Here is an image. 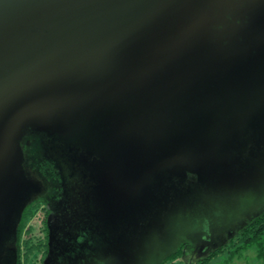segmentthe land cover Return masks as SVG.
<instances>
[{
    "label": "water",
    "instance_id": "obj_1",
    "mask_svg": "<svg viewBox=\"0 0 264 264\" xmlns=\"http://www.w3.org/2000/svg\"><path fill=\"white\" fill-rule=\"evenodd\" d=\"M225 3L0 0L2 251L44 192L25 164L32 141L46 142L58 164L81 167L123 212L141 158L164 149L169 165L217 164L219 130L238 139L248 117L264 119V43L249 61L210 31L208 6ZM244 12L259 22L248 30L263 29L264 0Z\"/></svg>",
    "mask_w": 264,
    "mask_h": 264
},
{
    "label": "trees",
    "instance_id": "obj_2",
    "mask_svg": "<svg viewBox=\"0 0 264 264\" xmlns=\"http://www.w3.org/2000/svg\"><path fill=\"white\" fill-rule=\"evenodd\" d=\"M240 127L238 139L222 130L213 138L225 143V151L213 149L217 164L169 165L164 149L134 163L123 212L101 199L81 167L58 164L46 142L32 141L25 164L44 192L24 210L0 264H210L250 247L264 264V119ZM239 179L256 196L245 205L235 198Z\"/></svg>",
    "mask_w": 264,
    "mask_h": 264
},
{
    "label": "flooded vegetation",
    "instance_id": "obj_3",
    "mask_svg": "<svg viewBox=\"0 0 264 264\" xmlns=\"http://www.w3.org/2000/svg\"><path fill=\"white\" fill-rule=\"evenodd\" d=\"M228 1L230 4L225 3L222 7H218L217 4L208 6L210 31L221 37V41H226L232 50L240 51L245 60L250 61L260 52V45L264 43V27L262 30H248L259 23L253 24L252 20L255 18L244 12L251 6L253 0ZM258 18L262 25L264 19ZM227 34H230V37ZM113 99L110 98V104L113 103Z\"/></svg>",
    "mask_w": 264,
    "mask_h": 264
},
{
    "label": "rangeland",
    "instance_id": "obj_4",
    "mask_svg": "<svg viewBox=\"0 0 264 264\" xmlns=\"http://www.w3.org/2000/svg\"><path fill=\"white\" fill-rule=\"evenodd\" d=\"M253 192L254 189H252V187H250L249 184H241L240 186L237 187V193H235L236 194L235 198L242 203L241 205H245L248 204L249 201L255 197ZM109 207L104 206L103 209L107 210ZM220 212H222V210H220ZM249 214L253 215L254 211L250 212ZM108 215L110 216L111 219V224H112L111 228H113V230L116 233L119 232L121 229L120 226L117 224L116 217L112 216L111 214ZM2 258H3V251H2V247L0 246V262ZM188 260L189 259L187 258L186 261L189 262ZM260 263L261 262L259 261L258 258L257 248L250 247L234 255L230 253H225L219 256L218 259L217 258L213 259L210 264H260Z\"/></svg>",
    "mask_w": 264,
    "mask_h": 264
}]
</instances>
